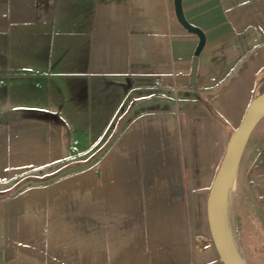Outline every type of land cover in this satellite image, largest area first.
<instances>
[{"label": "crops", "instance_id": "crops-1", "mask_svg": "<svg viewBox=\"0 0 264 264\" xmlns=\"http://www.w3.org/2000/svg\"><path fill=\"white\" fill-rule=\"evenodd\" d=\"M181 6L194 84L173 0H0V264H223L205 203L264 78V0ZM262 150L264 125L235 181L251 264Z\"/></svg>", "mask_w": 264, "mask_h": 264}, {"label": "water", "instance_id": "water-1", "mask_svg": "<svg viewBox=\"0 0 264 264\" xmlns=\"http://www.w3.org/2000/svg\"><path fill=\"white\" fill-rule=\"evenodd\" d=\"M174 12L178 22L188 32L196 34L198 37L197 45L194 49V59L190 71V83H195L197 57L204 45V33L197 27L189 23L184 17L181 0H173ZM264 117V91L255 95L248 103L244 114L231 131L225 145L222 158L215 171L214 177L208 189L205 214L210 233V238L223 264H247L246 258L240 259L235 256L229 243L230 212L232 201L229 202L230 188L234 184L239 161L243 149L249 136L256 125ZM232 212V210H231ZM232 219H233V214ZM235 226V223H234ZM242 251V249H241Z\"/></svg>", "mask_w": 264, "mask_h": 264}, {"label": "rangeland", "instance_id": "rangeland-1", "mask_svg": "<svg viewBox=\"0 0 264 264\" xmlns=\"http://www.w3.org/2000/svg\"><path fill=\"white\" fill-rule=\"evenodd\" d=\"M264 122H263V120L261 119V121L257 124V126H256V128L253 130V132L256 130V129H259V127L260 126H263L264 124H263ZM235 181H236V179H235ZM236 183L234 182V184H233V186L231 187V189H230V196H229V198H230V202L232 201V208L229 210V212H230V221H231V226H232V228H233V231H234V233H235V235H236V238L238 239V242H239V246L241 247V249H242V252H243V254H244V251H243V245H242V239H241V236H240V234H239V232H238V229H237V223H236V213H237V220L239 221V224H240V227H241V230L243 231L244 229H243V226H242V224H241V217L239 216V214H238V202H236L237 201V198H236ZM231 210H232V212H231ZM236 212V213H235ZM231 214H233V219H232V215ZM234 223H235V226H234ZM245 239V235H244V232H243V242H245L246 243V241L244 240ZM245 256V255H244ZM246 258V257H245ZM246 261H247V264H250L249 263V261H248V259L246 258Z\"/></svg>", "mask_w": 264, "mask_h": 264}, {"label": "bare ground", "instance_id": "bare-ground-1", "mask_svg": "<svg viewBox=\"0 0 264 264\" xmlns=\"http://www.w3.org/2000/svg\"><path fill=\"white\" fill-rule=\"evenodd\" d=\"M232 186H233V184H232ZM229 202H230V198H229ZM229 243H230V249H231L232 253L235 256L239 257L240 259H244V256H243L242 251H241V247L239 246L238 239L236 238V235H235L233 228L231 226V221H230V230H229Z\"/></svg>", "mask_w": 264, "mask_h": 264}, {"label": "trees", "instance_id": "trees-1", "mask_svg": "<svg viewBox=\"0 0 264 264\" xmlns=\"http://www.w3.org/2000/svg\"><path fill=\"white\" fill-rule=\"evenodd\" d=\"M264 77V70H263V76ZM264 91V78H262V83H261V86H260V90H259V93ZM232 131V130H231ZM231 133V132H230ZM236 213V212H235ZM236 223H237V229H238V232L241 236V239H242V245H243V251H244V255L245 257L248 259L249 263L251 264L252 262V258L251 256L249 255V252H248V249H247V244L245 242H243V231L241 230V227H240V224H239V221L237 220V213H236ZM245 240V239H244Z\"/></svg>", "mask_w": 264, "mask_h": 264}, {"label": "built area", "instance_id": "built-area-1", "mask_svg": "<svg viewBox=\"0 0 264 264\" xmlns=\"http://www.w3.org/2000/svg\"><path fill=\"white\" fill-rule=\"evenodd\" d=\"M156 84H159V80L156 79ZM257 163L261 166L264 167V150L260 151V153L257 156ZM252 181H249V183H251ZM263 200H264V196H263Z\"/></svg>", "mask_w": 264, "mask_h": 264}]
</instances>
